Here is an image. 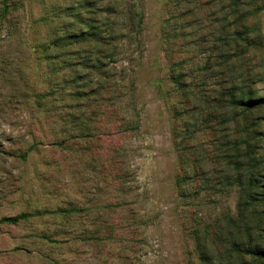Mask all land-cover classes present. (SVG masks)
<instances>
[{
  "label": "rangeland",
  "instance_id": "rangeland-1",
  "mask_svg": "<svg viewBox=\"0 0 264 264\" xmlns=\"http://www.w3.org/2000/svg\"><path fill=\"white\" fill-rule=\"evenodd\" d=\"M86 1L7 0L3 17L0 0V219L79 210L0 225V264H264L230 246L264 248V107L233 105L264 97V0H141L139 44L106 50L87 67L99 97L70 102L60 62L78 61L43 46L68 10L93 18Z\"/></svg>",
  "mask_w": 264,
  "mask_h": 264
},
{
  "label": "trees",
  "instance_id": "trees-1",
  "mask_svg": "<svg viewBox=\"0 0 264 264\" xmlns=\"http://www.w3.org/2000/svg\"><path fill=\"white\" fill-rule=\"evenodd\" d=\"M82 2L86 0H81ZM2 10L1 13L3 17L8 14L7 0H1ZM91 9L88 11H93V18L85 19L79 16L78 12L75 10L71 11L70 14H67V17L73 19L72 22L74 26H71L70 29L64 31L61 35L49 40L44 46L43 51L47 54L52 52H58L66 56H74L77 59V64H67L68 61L60 62L64 64L62 70L68 71L71 75L70 80H65V88L67 84L71 86L68 93V100L70 102H81L86 103L88 100L93 101V97L98 92L102 91L104 87V82L96 83L95 87L99 90L93 95V79H88V68L91 67V70L99 68L101 65L102 59L107 55L104 54L106 50L109 57L114 58L115 50L118 48L117 42L121 40L122 42L119 45L127 42L129 46L132 44H139L141 34V26L143 22V7L141 0H93V6L91 4ZM264 9V5H263ZM82 13V12H81ZM89 15H92L88 12ZM77 14V16L75 15ZM74 27V28H73ZM131 54H125V57H130ZM52 57V56H51ZM50 58V57H49ZM67 64V65H66ZM71 66L74 68L71 69ZM86 71V72H84ZM133 81L131 82V85ZM110 92L107 93V95ZM113 93V92H112ZM114 94V93H113ZM61 96L59 93L52 90L51 92L37 94L36 99L37 105L41 108L39 101L41 99H52L55 101L58 97ZM90 98V99H89ZM61 99V98H60ZM62 101V100H60ZM93 103V102H92ZM233 105L242 107L243 110H253L264 107V97L263 96H250L248 94L244 98H240L233 102ZM93 109V106H80L70 109L69 113H66V118L71 123H78L80 126H83L85 123V118L83 115L84 111ZM46 113L48 111H45ZM91 113L93 111H90ZM77 113V114H76ZM82 118L83 121H80ZM92 116L90 115L89 119ZM81 131V130H80ZM34 150V146L30 145L26 151L22 154H18L17 158L24 161L27 159L28 153ZM242 182H245L246 179L239 178ZM245 186H242L241 192L245 201H248L252 204L253 196L249 192L251 189H255L256 185L248 179L245 183ZM74 208L71 209H61L57 208L54 211L48 210H38L33 213H21L13 217H3L0 219V225H17L19 223L25 222L31 217H39L46 214H62L68 215L73 212H78ZM231 248L243 256L255 257L264 259V248L256 241L250 240L249 243L246 242H231Z\"/></svg>",
  "mask_w": 264,
  "mask_h": 264
}]
</instances>
